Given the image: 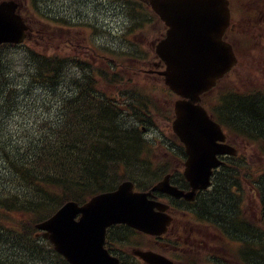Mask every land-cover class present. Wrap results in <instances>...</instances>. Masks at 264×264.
<instances>
[{
  "label": "trees",
  "instance_id": "trees-1",
  "mask_svg": "<svg viewBox=\"0 0 264 264\" xmlns=\"http://www.w3.org/2000/svg\"><path fill=\"white\" fill-rule=\"evenodd\" d=\"M6 47L0 46V264H23L27 258L36 262L46 244L36 237L35 223L52 215L67 200L83 202L111 187L114 160L137 155L142 136L137 128L119 121L114 105L107 109L108 103L89 96L88 90L82 104L72 95H63L61 109L59 86L67 68L65 60L31 52L33 70L28 76L46 93L41 102L35 103H47L52 97L53 110L60 107L57 111L62 114L30 122L22 137L6 140L1 118L9 113L4 110L13 104L16 89L23 87L11 83L5 69L9 68L2 57ZM84 89H90V85ZM220 109L218 119L229 131L250 142L264 143V90L229 93ZM232 164L225 166V175L211 200L203 201L201 210L212 214L240 243L239 253L245 260L264 264V170L250 177L249 164L240 160L235 170ZM244 177L254 178L263 227L243 217ZM48 247L54 251L51 245Z\"/></svg>",
  "mask_w": 264,
  "mask_h": 264
},
{
  "label": "water",
  "instance_id": "water-1",
  "mask_svg": "<svg viewBox=\"0 0 264 264\" xmlns=\"http://www.w3.org/2000/svg\"><path fill=\"white\" fill-rule=\"evenodd\" d=\"M154 9L171 26L169 39L163 44L162 55L168 64L167 82L189 100L176 103L175 129L186 142L190 153L187 176L191 180L193 198L196 189L209 185L211 168L219 164L216 152H235L227 145L217 144L224 135L206 112L196 104L199 94L210 87L235 63L231 46L222 41L229 11L226 0H151ZM200 10L201 24L194 10ZM13 2L0 4V43L19 42L25 36V25L15 12ZM189 18V24L188 19ZM180 195L167 180L156 186ZM159 205L148 200L145 193H134L132 184L125 183L113 193L94 197L84 206L75 202L64 205L50 219L37 224L73 264H110L103 249L106 226L112 222L129 224L149 232H158L162 225L154 212ZM82 213L80 221L75 217ZM151 259L150 253L142 254Z\"/></svg>",
  "mask_w": 264,
  "mask_h": 264
},
{
  "label": "rangeland",
  "instance_id": "rangeland-1",
  "mask_svg": "<svg viewBox=\"0 0 264 264\" xmlns=\"http://www.w3.org/2000/svg\"><path fill=\"white\" fill-rule=\"evenodd\" d=\"M79 1H84V0H50V5L55 7V8H59L62 5H66L69 6L71 8H76L77 6V2ZM112 2H114L115 0H111ZM85 11H88L90 13H100V10L102 9L101 6H99L95 0H90V2L88 4H86V6L83 8ZM114 9V5L112 3L111 5V19H109L110 21H112V27L113 28H118L120 26H123V24L125 23V19L116 11H113ZM29 19L32 21L35 32H37L38 34L41 33V36H36L33 38H31V40L28 42L30 47H34L37 50L40 51H48V52H53V51H58L60 50V38L58 37V33L55 32V28L50 25L47 24L45 21H41V19L37 16H35L33 13H31L29 11ZM51 22L54 23V21L50 20ZM109 21V22H110ZM128 20H126L127 22ZM162 30V27L159 23L156 22H152L149 24V26L147 27V29H145L143 31V35L140 37L141 42H143L144 44L141 45V54H143L144 56H150L152 57L153 52H152V47L150 46L151 42H153L157 36L160 34ZM76 34H80L82 32V29H74ZM66 37L68 38H72L74 39L76 36H72V33H70L69 31L65 32ZM80 38L83 37V35L79 36ZM236 41H238V54H239V58H240V62L238 64V66L235 68V72L232 74V76H237V78L239 76L244 78L245 74H249L250 70H255V69H263L264 63H263V59L259 60V63L253 61L250 59L251 57V47H252V38L249 34H242L239 38V35L237 37L234 38ZM116 46H122L121 42L119 40H117L115 42ZM26 50V47H21V48H13V52L12 55H10L11 59L13 58L14 60V66L12 68V70H14L15 72H23L24 69V51ZM60 53H62L64 56H72V50L71 48H67L64 52L62 51V49L60 50ZM262 56V53H261ZM263 57V56H262ZM257 65V66H255ZM76 68L73 67V71H71V75H75L74 72H76ZM128 76H131L132 73L128 72L127 73ZM69 78V77H67ZM69 80V79H67ZM150 80L152 81V79L150 78ZM229 80V79H228ZM231 80V79H230ZM154 81V80H153ZM158 84H162L157 81H154ZM137 84L143 85L144 87H147L145 90V94L147 95V97H150L152 100H155L156 97H160L162 100H164L165 102H169V114L171 112V108L173 105V102L175 100V98L168 97V95L165 94H161L160 93V89H156L153 86H151L150 84L147 83V81H139ZM148 84V85H147ZM230 87H234L235 83H229ZM162 89V87H160ZM212 98L216 99L217 96L214 94L212 96ZM19 103V102H18ZM20 108H22V105H19ZM21 110V109H20ZM15 116L14 118H10L9 120L11 121H17V120H24V118H26V120L29 119L28 116H23L20 115L18 112L14 113ZM125 121L129 122L130 119H125ZM172 130L171 124L167 123L164 120H158L156 127H155V131H157V135H159L160 137H162L161 139L156 138L155 140L151 141V149H152V154L153 155H158V156H162L163 159L164 158H169L170 156H176L177 154L173 151V147L172 144L173 143H177V140L173 137L172 134H170V131ZM165 134H167V136H171L170 139H166ZM3 136H6V134H3ZM152 138L154 137V134H152L151 136ZM150 139V138H149ZM234 142L238 145V147H241L243 154H247L249 156V161L253 164V166L255 167H262L264 166V153H259L258 150L255 147H251L252 144H249V146L247 144H245L244 142L240 141V140H234ZM155 162V161H154ZM243 185H244V202L246 203L247 201V207L245 209L246 211V215L250 216V217H254L256 215V195L254 193V189L252 187V185L250 184V181L248 179H243ZM224 243V242H223ZM131 244H122L121 248H123L124 250H127L128 247Z\"/></svg>",
  "mask_w": 264,
  "mask_h": 264
},
{
  "label": "flooded vegetation",
  "instance_id": "flooded-vegetation-1",
  "mask_svg": "<svg viewBox=\"0 0 264 264\" xmlns=\"http://www.w3.org/2000/svg\"><path fill=\"white\" fill-rule=\"evenodd\" d=\"M230 2L232 6L233 0H230ZM250 4H251V17L249 19L250 29L253 30L255 34H259L264 38V0H250ZM240 27H241V23L238 20H233L232 25L228 30V34L237 33Z\"/></svg>",
  "mask_w": 264,
  "mask_h": 264
},
{
  "label": "bare ground",
  "instance_id": "bare-ground-1",
  "mask_svg": "<svg viewBox=\"0 0 264 264\" xmlns=\"http://www.w3.org/2000/svg\"><path fill=\"white\" fill-rule=\"evenodd\" d=\"M64 78H66V75H64ZM74 101V100H73ZM20 106H19V103H16V104H8V107L4 110H8V112L10 114H14L15 112H19L20 111ZM116 162V159L114 160ZM27 162V161H26Z\"/></svg>",
  "mask_w": 264,
  "mask_h": 264
}]
</instances>
